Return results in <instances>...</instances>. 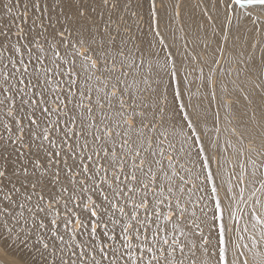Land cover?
Returning a JSON list of instances; mask_svg holds the SVG:
<instances>
[{"label": "snow or ice", "instance_id": "snow-or-ice-1", "mask_svg": "<svg viewBox=\"0 0 264 264\" xmlns=\"http://www.w3.org/2000/svg\"><path fill=\"white\" fill-rule=\"evenodd\" d=\"M193 7L0 0V264H264V0Z\"/></svg>", "mask_w": 264, "mask_h": 264}, {"label": "rangeland", "instance_id": "rangeland-1", "mask_svg": "<svg viewBox=\"0 0 264 264\" xmlns=\"http://www.w3.org/2000/svg\"><path fill=\"white\" fill-rule=\"evenodd\" d=\"M182 8H186L188 11L191 12L194 18L199 19L200 17V10L198 8L193 7L197 3V0H181ZM189 32L188 40L191 44L192 35H191V29L187 30ZM179 37V33L177 34ZM179 42V41H178Z\"/></svg>", "mask_w": 264, "mask_h": 264}]
</instances>
